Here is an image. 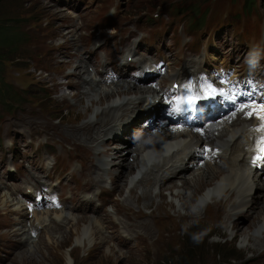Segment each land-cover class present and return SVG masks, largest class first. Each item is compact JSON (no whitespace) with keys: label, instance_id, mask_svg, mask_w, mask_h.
Segmentation results:
<instances>
[{"label":"rangeland","instance_id":"1","mask_svg":"<svg viewBox=\"0 0 264 264\" xmlns=\"http://www.w3.org/2000/svg\"><path fill=\"white\" fill-rule=\"evenodd\" d=\"M207 2L208 0H0V29H3L5 33L9 35L12 40V44L16 41L12 48H6V51L4 47L2 48V45L4 44L2 43L0 45V56L2 55L8 57L7 59H0V76L3 78H0V97L5 98L4 96L12 91L18 93L17 86L14 85V83H8L15 80L10 78L7 74L9 64H13L12 69L9 71V73L11 75L16 74L18 76H23L24 81H26L28 84L30 82L50 81L54 88L58 90L55 84V79L61 75L60 78L66 83V86L63 90L59 91L64 95L65 98V89L67 87H72V85L76 81L75 76L71 75V71H73L75 67V65L71 63L72 58L75 57L78 52L85 55L89 59V70V64L93 63L92 61L98 59L100 55L99 48L105 50L107 54L110 53V48L107 42L98 47L96 46L95 40L99 36L86 34L82 31L85 24L88 27V31H90V33H100L101 35H103L100 36L102 39H104V36H107V34H110L111 37L116 36L119 37L117 40H120V36L125 34L126 32H129L131 29L136 30V33L138 32L139 35H141L142 33H147L148 38L142 43L141 48L134 53L132 52V56L129 57L128 64L131 65V67L133 64L139 67V61L135 63L133 59L136 61L140 60L143 57H153V60H156L155 58L160 54L159 50L165 49L167 50V52H165V55H169L170 62H173L174 64L182 54L192 53L194 54V56H198L200 58L206 56L205 58L209 62V67H217L223 64L235 63L239 65V67L244 66L245 55L242 54L241 51L247 52L249 49H252V46L254 44L260 45L264 40L263 33L260 29H258L256 37H251L250 39H247V41L243 40V37L245 35H243L241 30L245 29L246 27L248 28L247 21L249 17L246 16V22L240 19V15H238L240 2L238 0H221V3L217 4L213 9L207 6ZM256 2H259V0H256ZM253 12L254 11H252V13ZM157 14H159V16H157ZM258 14L261 15L262 21H264V10H260ZM232 20H235L234 24H232ZM82 21L85 24L80 23ZM48 22H50L49 25L46 24ZM96 22H100V24H97V26H93V24H95ZM35 23H38L39 25H36ZM31 26L41 35V37L33 38V34L32 38H29V29L31 28ZM66 26L70 28L67 30ZM183 26H186L187 28L188 34L186 36L181 35ZM6 34L3 35L7 36ZM53 34L60 36L57 37L58 43L63 42V37L65 38V42L61 44V46L65 48L62 52L68 56V59L61 60V70L58 76L55 74H51L49 78H43L41 75H38L36 73L37 71H33L34 69L31 67L29 61L32 60L33 56L40 57L41 55H44L45 52L36 51L37 47L42 43V41L52 39L51 36L53 37ZM76 34L77 37L75 36ZM133 34L134 31H131L129 32L128 36L125 37L127 45L131 43V36ZM19 35H23V40L19 41L17 39ZM190 39L191 41L189 42V44H187L186 42ZM109 41L111 43V46L115 48L114 51L118 52V55L112 57L111 60L116 61L118 58L120 60L122 57H126V53L129 50L127 48H121L124 46V42L119 43L115 40V38H110ZM92 45H94V47H92ZM67 47H70V49H67ZM75 47L77 48L75 51H73ZM95 47L98 50L97 53L95 52V57L90 62L88 53H92V50ZM50 49L53 50L54 46L50 47ZM212 53L216 54L218 56V59L216 56V58L212 60ZM228 53H230L231 55L234 54L233 57L229 58ZM45 57L48 58L47 56ZM55 57L58 58L59 55L57 54ZM62 57L64 56L62 55ZM241 57L243 58L240 60ZM236 59L239 60L236 61ZM193 61L194 59L189 62ZM126 65L127 63L123 66L118 65L117 71L120 72L121 76H123V74H126V71L124 70V66L126 67ZM15 66L17 67V69ZM85 66L87 65L85 64ZM199 67L200 66H197L194 71H198ZM85 71L86 70H84L83 72ZM166 73L169 74V76H171L172 78H175L179 75L181 76L180 71L174 69L172 65H169L167 67ZM83 76H86L85 78H87V74H83ZM32 79H35V81H33ZM123 80H127V82L129 83L136 84L135 82L137 81V78L136 80H128L126 78H123ZM88 81L92 82L91 79H89ZM104 82L106 81L104 80ZM151 83L149 82L144 85L152 86ZM7 85L14 86V89L12 90L10 88H6ZM92 85V89L97 88L95 83H93ZM110 85L111 83L108 86ZM158 85L160 86V88H157V90L162 91V81L159 82ZM108 86L104 88L107 89L109 88ZM46 87L47 84H39V89L35 93L37 97L44 100L42 104L46 107L47 111L51 112L53 109L64 108V103H56L55 101L46 99L47 94L42 92L44 89H46ZM73 88L74 87H72V89ZM82 89L86 91L91 88L89 84H86L82 87ZM68 91H71V89H69ZM100 91L101 90L99 89V92ZM113 91L114 90H112V94H110V96L112 95L111 97H117L121 92L116 90L118 94L114 95ZM35 93H33L32 95H34ZM74 93L75 92L73 89L71 91L72 97H76L79 100H82L81 96H76L74 95ZM97 97V101L99 100L100 102L107 99L106 95H104L103 93L98 94ZM145 97L143 104L139 106V109L136 112H139L140 107H142L143 105H151L150 103L156 98L152 97V95H147ZM91 98H84L83 101H81V103L75 109L68 111V108H64L62 113L54 112L49 116L44 115L40 112L33 111L29 107V105L19 106L15 113L3 116L1 126L3 128L4 136L7 139H12L13 148L15 150H19L23 140L27 136L25 131L27 128L34 129L38 128L44 123H47L51 130V132L49 133V138L53 139L57 135L59 136L61 143L69 147L71 143L65 142L64 139L75 137L78 138L79 141L83 144L92 146L93 150V143H95L93 141V138L88 139L80 132L74 131L72 129V127H76L77 124H83L89 121L96 120L97 117L95 114L98 113V106H95L96 108H92V116L86 117L83 115V109L84 107H88ZM29 100L30 99H27V101ZM158 100H161L163 104V99L161 98V96ZM17 104L18 102L14 99H4L0 101V120L3 114H10L13 112V109L8 110V107H14ZM161 107L162 105H151V109L153 110H159L161 109ZM134 113L129 115V118L127 119L132 118ZM53 116L61 118L62 120L57 124L53 123ZM214 125H212L211 127H213ZM247 133L251 134V132ZM247 133L244 132V134L240 135L239 138L241 136H246ZM239 134L240 133H238L236 136H238ZM110 136L105 137L106 143H109L111 141L109 139ZM238 139L236 140V145L243 148V146H241L238 142ZM101 140L102 139L97 141L98 144H101ZM249 142L250 141H248L244 146H246ZM26 143L29 145H22L20 152L22 154L23 152L25 154H28L29 159H27L21 167L17 163L15 164V166H13V162L8 161V174H18L20 178H18L17 181L22 180V174L27 175L31 171L33 172L37 170V168L42 167V162L39 160L35 161V163H31V159H36V156L33 155V150L35 149L36 144L31 141L30 137L27 138ZM212 145L217 146L216 143ZM203 149L204 146L200 147L199 152H201ZM129 151H132V149H129ZM111 152L113 151H110V153ZM119 153H121V155H126L124 151ZM242 153L243 151H241V154ZM177 155H179V160L180 157L184 156V151L181 150ZM1 156H6V153L0 152V158ZM96 156L98 155L96 154ZM174 156L176 155H166L164 160L161 163L157 164V166L160 165L159 178L161 177V173H164L166 179H168L169 177H174L173 183L168 184L167 182V185L160 186V184L157 183L156 175L155 173H152V170H149L148 172L143 174L144 176L142 178L141 176L139 177V181L141 182H147L148 184L155 182L159 184L160 187V189L158 190L157 186L154 189L152 185L155 197L153 196L154 198L153 200H151L153 202L147 199V202L145 204L146 207L151 209L150 212L159 214L158 212L172 211L178 215V218L173 222L174 231L172 232L174 233V235H177L180 239L184 240L185 244L183 247L177 246L176 249L181 250L179 254L188 250V252H190V257L182 260L181 262L178 261L173 264H214L215 261H217L216 263L218 264H264V248L262 249L259 245L264 242V238L258 239L256 237V227H254V225L258 222L255 218L257 215L256 212L259 211L264 204V189L262 190L261 194V190L257 189L258 187L255 189V194L253 196L250 209L248 211L246 210L247 212L244 211L240 215V217L236 218V216H234L231 221L232 229L230 230H226L223 228L222 224L220 223V216H217L216 219H214L213 217H207L206 219H200V221L185 220L191 218L189 217V215H194L191 212V209L197 206V203L200 202L199 199L204 192L201 191V194H195V191L190 188L187 189V193H184L182 191V181L191 178L192 175V177L195 176V178L197 179L196 174L197 172H199V170L196 166V169L198 171L188 173L186 175V173L174 169L172 166L173 163L178 164V160L170 164L171 158ZM98 157L102 160V155ZM238 158H240V156ZM17 159L18 161L24 160L23 156L20 155L17 156ZM115 160L120 162V158H116ZM226 163L227 166L231 164H237V162L234 163L232 160H227ZM4 164V160H0V189L2 187H6L11 191H15L17 189L16 184L7 183L4 181L6 175V171L3 169ZM95 164L99 166L96 161ZM49 165L50 161H47L44 164L45 168H48ZM157 166L155 167V169L157 168ZM185 166L187 168V165ZM10 167L16 168L17 171H10ZM75 168H78V165L73 164L71 169L66 168L60 174L57 171L54 173L53 177V181L55 183L58 182L59 179H62L63 182L60 183L57 188L58 190L65 193L64 197L68 199V209L71 213L74 212V210L71 209V206L73 204L72 200L74 198L71 193L73 190H76V188L80 186V180L76 176L73 177V180L68 181L67 183L65 182V180L71 176ZM117 169L118 167H114L113 173L116 174L115 171ZM42 173L44 175L47 174V172H45L44 170L42 171ZM105 177L107 178L106 175ZM177 177H180L182 181L177 180L176 182L175 178ZM119 179L120 180L117 182V186L119 188H123V186H125L126 179L122 180L123 176ZM8 181L12 182L11 178H9ZM177 183L179 185H177ZM35 184V186L39 185L38 189H42V183L36 182ZM171 184H174V186L169 187V185ZM199 185H204L203 181H200ZM86 186L87 184H85V187ZM114 187L115 185H113V188ZM132 188L137 192V189L135 187ZM127 191L128 187L126 186L123 194H115V196L125 198L127 195ZM223 191L224 190L221 191L222 193L220 192L216 194V198L212 196L215 199L222 200L219 201L220 204L217 203L219 205H224L231 202L229 196L225 194V191ZM6 192L7 191L3 189L0 190V205L6 203V201L9 199V202L12 203L11 206L14 208H18V204L20 203V201L17 202L18 199H14V201H11V199L15 196H10V194H6ZM182 192L183 194H181ZM85 193L86 192H84L83 195L78 194L80 199L79 204L75 206L77 210H79L78 206L81 204V202L88 199L85 197ZM179 194L184 196L187 194L190 196L183 204L180 202ZM137 195L144 196L145 194H139L137 192ZM190 197L192 198V200L190 199ZM144 199L145 198H142L139 203H137L136 201L135 202L140 205ZM112 200L115 203L116 210L119 211L124 218L123 222H117L113 219V217L112 221H110L109 216L106 215L102 220V223L106 227L107 231L106 233L102 231L104 242L112 241L113 245L111 247L115 248L116 246V248L118 249V251L116 250L113 253L114 255H107V248L111 247L103 244L104 242L102 243L103 245H90L87 240H84L83 242L85 243L81 244L76 233L75 223L67 229V226L62 222V227L58 231L49 229L46 231L44 230V232L41 233V230L44 229V227L43 225L40 226L38 235H45V239L44 241L42 240V243L37 244L38 246L35 245L32 247L35 249V258L38 261L31 259L32 255L30 254L19 257L18 255L22 252L23 249L16 250L10 248L9 252H5L4 250H2V247L5 248L6 246H8V242H12L7 239L8 235L4 231H2L0 233V264H162L161 262H163V259L166 256L178 255H171V253H167L165 251V248L167 246V239L164 235V231L166 230L165 227L160 229V234L156 242L154 243V248L150 252L148 246L146 244L143 245L140 242L139 233L141 231V228L139 227L138 222L128 219L129 204L124 203L119 198ZM223 200H225V202ZM149 202H151V204H148ZM214 205L215 204L210 207L211 210L218 207H215ZM87 207L89 208L88 212L83 214L82 211L79 210L81 214L76 218H92L88 215V213L96 212L97 206H95L94 203H89ZM139 208L142 210V212L150 213L146 212L141 207ZM8 209L11 210L8 212L14 211L11 208ZM54 210L58 211L57 209ZM100 212L103 213L109 211L101 209ZM0 214H2L1 209ZM21 214L23 215V213ZM90 215L93 216L95 214L91 213ZM55 216L59 217V215L57 214H54V216H49L48 220L44 224L51 222L53 218H57ZM225 217L228 218L229 216L226 215ZM71 218V220L73 221L72 216ZM114 218L116 220H119V218H117L116 216H114ZM238 218L240 219L238 220ZM65 220L67 221L66 218ZM233 220H236V222L232 225ZM179 225H181L182 227L181 230H179L178 228ZM81 228L82 225L79 224L78 229ZM122 229H125L126 231L128 230L130 232H128V234L129 237L132 238V240L129 241L126 245L119 246L120 243H123L124 239L121 237V235L123 237H126L128 235H124ZM96 230L98 231L100 230V228L96 227ZM47 231L49 233L48 235H46ZM118 232L121 235H119ZM111 233L113 235H111ZM207 237H209L208 241L205 240V238ZM245 238L247 239L246 242L244 241ZM249 238H251L252 240H249ZM62 239L63 241H65V243L63 245H60L59 243ZM194 240L197 241L198 247L201 248L200 251H196L194 246H192V241ZM224 242H226V246H228L229 248L233 246L237 248V253H234L236 254V259L228 258L226 259V261L222 260L217 251H214L212 249V244ZM254 242H256L257 247L254 246ZM123 248H127V251H123ZM74 249H76V251H74Z\"/></svg>","mask_w":264,"mask_h":264},{"label":"bare ground","instance_id":"2","mask_svg":"<svg viewBox=\"0 0 264 264\" xmlns=\"http://www.w3.org/2000/svg\"><path fill=\"white\" fill-rule=\"evenodd\" d=\"M97 50L98 49H96L95 47L92 50V53L96 54ZM214 58H216V56H212L213 60ZM117 61H119V58L116 60V62ZM189 61H192V59H190ZM92 62L93 64L96 65L98 64V59ZM71 63L75 65L73 71H71V75L75 76L76 78V81L72 85V87H74L73 88L75 92L74 95L81 96L84 93L82 92L84 91L82 87L86 84H89L91 89L93 83H95L97 86V83L94 80L91 79L92 82H89L88 81L89 78L88 77L85 78L83 76V74H87L88 76L89 74L93 73V70L90 69L88 70L89 59L85 55L78 52L75 55V57L72 58ZM83 64H86L87 66L83 67L82 66ZM125 64L126 63H124L123 65ZM120 65L123 66L122 64ZM199 69L200 67L198 68V70ZM84 70L86 71L83 72ZM96 71L99 72V69H96ZM184 72H186V67L184 68L182 73ZM60 76L55 79V84L57 86V89L61 91L66 86V83L61 80ZM179 77L180 75L176 76L175 78H173V81L177 80ZM134 80H136V78H134ZM146 81L148 82V80ZM135 83L137 84V81ZM136 84L129 83L127 82V80H122V82L120 83V80H118L116 83H111V85L108 86L109 88L107 89H105L104 86L101 84L99 86V89L101 91L98 92V94L103 93L104 95H106L107 99L105 101L102 100L101 102L99 100L97 101L96 98H98L97 97L98 94H96L91 98L88 107L87 108L84 107L83 109V115L87 117V116H92L91 114L92 108L98 106L97 107L98 113L97 112H96L97 114L93 113L97 117L96 120L89 121L83 124H77L76 125L77 128L72 127L74 131L80 132L86 138L88 139L93 138L94 142H97L100 139H102L101 145L104 147V149L100 153L97 152L96 154L98 156L105 155L108 157V158H102V161L105 164L109 165V167L106 169V172L109 175L113 185H115V187L110 191L111 192L117 191L119 194H121L123 192V189L126 188L127 186L126 184H128L130 181L132 182L139 181V177L141 176L142 178L144 176L143 174H145L149 170H152L153 174L155 173L157 183H159L160 186L167 185V182L168 184L173 183L174 177H169L168 179H166L164 173H161V177L159 178L160 165L157 166V164L161 163L166 157V155L169 156L177 155L178 152L183 150L184 156L179 158L178 164L173 163L172 165L173 168L179 170L180 172L186 173L187 168L189 170L190 165H192L193 167L197 166L199 170V172H197L196 174L197 179L195 178V176L192 177L193 176L192 175L191 178L182 181L181 187L184 193H187L186 191L189 188L194 190L195 194H201V191H203L204 193L201 195L199 199V201L203 203L212 196L216 198L217 196L215 195L220 193L222 190H224L225 194L229 196V199L231 201L230 203L231 206L233 207V213H232L233 217L234 216H236V218L240 217V215L244 211L246 210L248 211L252 205L251 203L253 196L255 194V189L258 187L257 189L261 190L260 194L264 189V165L261 168H258L259 166L262 165V162L259 159L252 158L250 161V142L246 145L247 148L244 147L241 148L236 145V140L239 138L240 135L244 134V132L246 133L251 132L249 127L251 126L253 119L250 118L248 114L244 115L243 113H238L236 115L229 117L228 119H226V121L214 125L213 127L205 129L203 131H200L198 129H185V128L180 129L177 127H168L166 129H163L160 133L156 134L155 138L147 145H145L143 149L139 151L138 156L135 159H133L134 162L133 161L129 162L128 158L130 154L121 155V153L118 152V149L112 146L111 141L109 143H106L105 137L112 135L115 131L119 129L121 123L125 119L129 118V115L138 111L139 106L143 104L146 98L145 96L152 95V97L154 98L156 97L155 100H153L150 103L151 105H155V106L162 105V101L158 100L160 96L162 98L161 91H158L157 88H154L152 86H145V85L138 86ZM112 90H114L113 91L114 95L118 94L116 90L121 92L117 97H111L112 95L110 96V94H112L111 93ZM103 104H108V105L105 106L103 109H101V106ZM238 133L240 134L236 136ZM64 141L71 143L75 148L81 150L79 156L82 159L84 166L83 193L96 188L99 190L97 192L98 197L101 194H104L107 191V189L102 184L103 183L102 175L97 171L100 167L95 164V156H94L95 153L92 150V146L83 144L82 142L79 141L78 138L75 137L65 138ZM205 143L206 144L216 143V145L219 146V148L222 150L221 160L222 159H225V161L232 160L234 163L237 162V164L236 165L231 164L226 168H220V169L217 167H212L208 163H206L202 167H199L198 165L199 148L203 147V144ZM63 146H64L63 150L65 152H68L69 147L65 145ZM235 149L243 151V153L240 155V158L229 156L226 159L223 157L225 152L230 151L229 154H232V152ZM110 151L113 152L110 153ZM160 157H163L162 161L157 160ZM116 158H120V162L116 161L115 160ZM184 163L185 165H187V168L184 165ZM156 166L157 168L155 169ZM114 167H118V169L115 171L117 175L113 173ZM94 172L96 173L95 176L93 175ZM122 176H123L122 180L126 179V183L125 186H123V188L122 187L119 188L117 186L118 185L117 182L120 180L119 178H121ZM200 181L201 182L203 181L204 185H199ZM85 184H87L86 187ZM173 186L174 184L169 185V187H173ZM130 190L131 191L129 192L130 194L129 197L135 199L137 203H139L142 198L149 199V201L153 200L154 198L150 190L145 191L144 196L137 195L136 190L133 188ZM183 192L181 194H183ZM189 196L190 195L187 194L185 196L179 194L180 202L184 204ZM190 199L192 200L191 197ZM151 202H149L148 204H151ZM89 203L93 204L94 200L92 198L83 200L81 204L78 206V209L81 210L83 214L87 213L89 210L87 205ZM217 203H219V201H213L210 205L208 204L207 207L210 208L213 204H215L214 205L215 207L218 206L217 209L219 210H222L225 207V204L219 205L220 203L219 204ZM100 210L101 208L97 207L96 212H98L99 214L95 218H84V217L76 218L75 228L81 244L85 243L83 242L84 240H87V242H89L90 245L100 244V243L102 244L104 242L102 231L105 233L107 231H106V227L102 223V220L105 218L106 215H108L110 221H112V215L109 212L101 213ZM7 211H11V210L7 208ZM256 214L257 215L255 218L258 222L254 225V227H256L255 234H257L256 237L258 239H263L264 238V204L262 205L261 209L256 212ZM189 217H194V215H189ZM162 218L163 216L161 214H156L153 212L145 213L142 212L140 208H134L133 206L128 205V219L138 222L139 227L141 228V231L139 233L140 242L143 245L146 244L150 252L154 248V243L156 242L160 234V229L164 228V227H160V222ZM235 222L236 220H233L232 225L235 224ZM79 224L82 225L81 229H78ZM156 226H157V233L155 230ZM43 227L46 228L47 230L51 229L54 231H58L62 227V221H60L58 218H53L51 222L43 224ZM96 227L100 228V230L97 231ZM21 229H23V232L26 231L24 227H22ZM127 232L129 231L127 230ZM118 234L121 235L119 232ZM111 235L113 234L111 233ZM44 236L45 235L39 236L38 244L42 243V240L44 241L45 239ZM121 237L124 239H123V243H120L119 246L126 245L129 241L132 240V238L129 237V234L126 237H123L121 235ZM249 240L252 239L249 238ZM244 241L246 242L247 239L245 238ZM256 242L253 243L255 247H257ZM64 243L65 241H63L62 239L59 244L63 245ZM31 248L22 251L18 256L22 257L24 255L30 254L32 255L31 259L38 261L35 258L36 257L35 249L34 248L31 249ZM116 250L118 251L116 246L115 248L113 247L107 248L106 253L107 255L112 256V254ZM74 251H76V249H74Z\"/></svg>","mask_w":264,"mask_h":264},{"label":"trees","instance_id":"3","mask_svg":"<svg viewBox=\"0 0 264 264\" xmlns=\"http://www.w3.org/2000/svg\"><path fill=\"white\" fill-rule=\"evenodd\" d=\"M0 23H1V16H0ZM6 34L5 31L3 29H0V45L3 43L4 45H2V48L4 47L5 48V51H6V48H12V46L14 45V43L12 44V40L11 38L9 37V35L7 36H4L3 34ZM22 35H19L18 36V40L21 41L22 40ZM8 57L7 56H0V59H7ZM206 241L209 240V237L205 238ZM204 240V241H205ZM205 243V242H204ZM192 246H194V248L196 249V251H200L201 248L198 247V243L197 241H192ZM207 246V245H205ZM228 246H226V242L224 243H217V244H212V249L214 251H217V253L219 254L220 258L222 260H225L228 259V258H234L236 259V254L234 253H237V248L235 246L229 248L228 250ZM230 251V252H229ZM190 257V252H188V250L186 252H183V253H180L179 255L177 256H166L164 259H163V262H161L162 264H173V263H176V262H181L182 260L186 259Z\"/></svg>","mask_w":264,"mask_h":264},{"label":"snow or ice","instance_id":"4","mask_svg":"<svg viewBox=\"0 0 264 264\" xmlns=\"http://www.w3.org/2000/svg\"><path fill=\"white\" fill-rule=\"evenodd\" d=\"M246 107V106H245ZM262 118H264V116H262Z\"/></svg>","mask_w":264,"mask_h":264}]
</instances>
